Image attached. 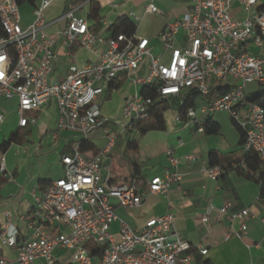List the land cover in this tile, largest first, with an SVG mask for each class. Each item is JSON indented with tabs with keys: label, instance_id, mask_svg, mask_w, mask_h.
Returning <instances> with one entry per match:
<instances>
[{
	"label": "built area",
	"instance_id": "built-area-1",
	"mask_svg": "<svg viewBox=\"0 0 264 264\" xmlns=\"http://www.w3.org/2000/svg\"><path fill=\"white\" fill-rule=\"evenodd\" d=\"M18 1L0 0V101L16 99L21 128L35 124L27 114L53 102L57 132L75 134L83 142L101 131L106 144L91 158L79 152V144L71 154L63 155V176L32 194L31 212L20 219L22 229L10 220L2 225L0 247L15 250L14 264H34L37 260L55 264L57 250L69 254V264H196L194 253L205 256L207 251L201 245L192 247L183 241L170 213L148 219L139 229L130 228L116 216L113 202L124 209L139 208L143 195L136 185L111 180L107 155L117 135L110 128L112 121L101 116L96 101L120 79L139 89L154 88V99L136 93L126 103L121 124H116L122 127V134L146 121L155 102L179 101L184 92L194 90L199 104L187 110L184 120L176 115L174 123L181 129L204 134L206 119L215 113H227L244 134L242 153L255 154L264 169V110L245 95L248 85L264 87V11H258L264 0H184L186 13L159 35L160 56L152 54L146 38L123 34L106 38L92 33L87 20L75 16L89 0L67 9L53 22L44 13L58 0H39L31 23L25 27ZM234 4L240 5L247 16L232 19ZM145 14L160 12L150 4ZM60 22L65 23L62 31L47 33L51 25ZM58 43L68 50L69 57L75 48L96 52L98 45L104 44L105 49L83 67L71 61L65 78L51 84ZM3 122L0 107V125ZM165 157L168 169L146 183V196H165L181 181L174 150L168 148ZM182 159L193 164L198 156L185 155ZM224 172L218 166L201 167V173L212 181ZM0 175L5 176L3 164ZM261 203L264 209V199ZM228 208L221 207L219 216L229 220L236 237H244L247 222L255 216L249 209L227 216ZM212 209L209 207L202 217L203 224L209 221ZM116 222L118 239L111 233ZM260 222L264 225V218ZM92 248L100 249V254L91 255ZM0 264L9 261L0 258Z\"/></svg>",
	"mask_w": 264,
	"mask_h": 264
},
{
	"label": "crops",
	"instance_id": "crops-1",
	"mask_svg": "<svg viewBox=\"0 0 264 264\" xmlns=\"http://www.w3.org/2000/svg\"><path fill=\"white\" fill-rule=\"evenodd\" d=\"M33 1V5L24 2L30 5L27 19L22 25L24 27L31 23L33 9L39 2V0ZM93 1L100 9L102 28L97 35L107 38L109 36L107 29L117 18L133 15L132 20L137 27L135 35L149 40L154 56L162 54V46L158 40L162 30L168 24L182 18L188 8L184 0ZM257 1L261 3L263 0ZM70 2L71 0H58L53 3L44 13L47 20L53 22L58 19L64 11L71 8ZM90 2L89 0L85 8L75 12V16L85 18L91 27L93 22L87 19ZM150 4L163 11V15L158 17V15L145 14V8ZM21 5H19V11ZM230 16L232 19H242L247 16V13L240 5L234 4ZM21 19L23 18L21 17ZM147 21L158 27L154 36L147 37L142 34V31H139V24ZM64 27L65 23L63 22L53 24L47 29V33L55 34L62 31ZM104 49V44L98 45L96 52L75 48L71 50L72 55L69 57L68 50L58 43L55 47L56 60L49 82L55 84L64 79L71 61L77 67H83L95 61L98 53L103 52ZM120 80L123 85L119 90L110 92L107 90L96 101L101 116L112 121L110 128L113 132L119 130V133L116 134L115 145L107 155L110 162L109 176L116 184L136 185L138 192L143 195V201L141 207L134 209H124L113 202L118 219L132 229H139L148 219L162 217L170 213L174 219V228L181 234L183 241L192 247L201 245L207 251L205 256L194 253L196 264H264V225L260 222V219L264 218V209L259 198V184L248 181L237 174V167L245 170L242 163L239 166L232 165L230 169L224 170V174L217 181H212L201 173L202 166H209L208 154L210 151L214 150L224 155L239 151V137L236 144H229L225 138L220 141V134L206 136L192 130L181 129L174 123V118L178 115L176 109L179 101L172 102L173 109L167 111L171 113L169 117L165 115L167 112L163 115L164 132H149L140 136L134 129L129 132L134 133L132 137L126 135L127 132L121 134L122 127L120 125L118 127L116 124H121L126 103L134 94L139 93L140 89L129 81ZM247 99L249 98L247 97ZM11 101L15 102L14 110L18 118L13 131L15 132L21 129L16 99L2 100L0 107L2 110ZM198 104L199 99L197 98L194 107ZM214 115L211 119L219 125L221 132V125L214 119ZM27 116L35 120L34 125L28 124L30 131L28 142L22 146L12 144L4 153L0 151V164L4 166V177L7 178V183L1 187L0 192L2 197L0 201V229L8 220L19 229L24 227V223L20 219L30 214L33 207L32 194L42 188L39 183L47 184L61 178L63 176L61 157L71 154L74 147L81 142L80 137L75 134L56 131L57 108L53 102L37 112L27 114ZM13 132H10L8 136ZM7 138L2 135L1 143ZM179 141L181 145H179ZM87 142L95 147L97 154L106 144L101 131L92 133ZM168 148L173 149L175 157L179 159L176 170L181 176V181L178 185L173 186L165 196H146V183L168 169L165 157V151ZM12 149L14 151L11 157L8 154ZM83 155L86 158L95 156L90 152ZM185 155H196L198 161L193 164L185 163L182 159ZM224 205H229L227 216L236 214L243 209H249L255 216L254 219L247 222L248 228L244 237H236L229 220L219 216L218 210ZM209 207L213 208L209 221L203 224L201 219ZM237 228L238 223L235 222L233 229ZM111 233L118 239V222L112 225ZM15 257L14 249L0 247V258L7 259L9 264H14ZM54 258L55 264H69V254L66 252L57 250L54 252ZM34 264L45 263L43 260H37Z\"/></svg>",
	"mask_w": 264,
	"mask_h": 264
},
{
	"label": "trees",
	"instance_id": "trees-1",
	"mask_svg": "<svg viewBox=\"0 0 264 264\" xmlns=\"http://www.w3.org/2000/svg\"><path fill=\"white\" fill-rule=\"evenodd\" d=\"M85 0H71L70 5L71 7H75L80 5ZM90 10L87 19L93 22V25L89 28L90 31L94 34H98L101 31V18L99 16V6L93 1L90 0ZM24 2H28L29 4L33 5V0H19L18 4L21 5ZM259 12L264 11V5L258 8ZM136 24L134 21L127 17L121 16L112 23L107 31L110 36L123 34L126 37H132L136 33ZM1 35V34H0ZM123 83L121 80H117L113 82L108 91H115L119 90L122 87ZM140 95L143 98H152L154 99V88L151 87H142L139 91ZM198 95L194 90H190L184 92L179 100V105L176 109L177 114L179 117L184 120L185 114L188 109L193 108L195 105V101L197 100ZM248 101L254 105L259 106L264 110V95H259L254 98L248 99ZM172 102L170 101H158L153 104V106L149 110L148 119L141 124L137 125L135 129L138 131L140 136H144L149 132H164L165 131V121H164V113L172 110ZM232 126L236 130L238 137H239V151L224 155L217 151H210L208 154V164L210 167L218 166L224 170L230 169L232 165L239 166L242 163L245 166V170L243 171L239 167L236 168V172L239 176H242L248 181H253L259 184V198L264 199V169L263 165L258 160L257 156L253 153H242V147L244 144V134L241 129L237 126V124L231 120ZM204 134L206 136H218L220 133L219 125L214 122L211 118H208L204 123ZM30 137V131L28 129V125L25 127L16 130L15 132L11 133L8 138L0 144V151L4 153L7 148L12 145H19L22 146L28 142ZM78 150L81 154H86L88 152L92 153L93 155L97 154V150L95 147L88 143L87 141H83L79 143ZM7 183V178L3 175H0V192L1 187ZM39 185L41 187L45 186V182H40ZM2 197L0 194V201ZM91 255H99L100 249L92 248L90 249Z\"/></svg>",
	"mask_w": 264,
	"mask_h": 264
},
{
	"label": "rangeland",
	"instance_id": "rangeland-1",
	"mask_svg": "<svg viewBox=\"0 0 264 264\" xmlns=\"http://www.w3.org/2000/svg\"><path fill=\"white\" fill-rule=\"evenodd\" d=\"M159 12L160 15H158V17L163 15V11H161L158 7H156ZM30 9V5L28 3H23L20 6V14L22 19V25L24 24L25 20L27 19V13ZM140 25V30L142 31L144 34V36H154L156 34V30H157V25L156 24H152L147 22H142L139 24ZM142 28V29H141ZM264 49V48H263ZM160 52V51H159ZM246 95L247 97L250 98H254L256 96L259 95H264V87L262 86H258L255 84L252 85H248L245 89ZM14 101H11V103H7L5 105V107L2 109V112L4 114V124L0 126V144H1V140H2V135L5 136V138L8 137V134L10 132H13L15 130L16 127V123H17V115L16 112L14 110ZM166 117H169L171 115L170 112H167ZM214 119L219 121L220 125H221V132L220 134V141H223L224 138L225 140L229 143V144H236V142H238V135L236 130L234 129V127L232 126V123L230 121V117L227 113L222 112V113H216L214 115ZM119 127V126H118ZM114 132L116 134L119 133V130H114ZM126 135H130L131 137L133 136L134 133H125ZM127 137V136H126ZM14 149H12V151L10 152V154H8L9 156L12 157Z\"/></svg>",
	"mask_w": 264,
	"mask_h": 264
}]
</instances>
